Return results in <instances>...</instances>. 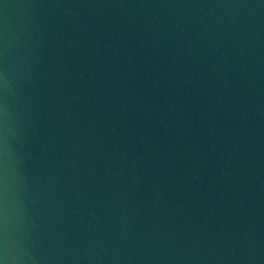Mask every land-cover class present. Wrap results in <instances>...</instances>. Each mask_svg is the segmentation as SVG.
<instances>
[{
	"label": "water",
	"instance_id": "obj_1",
	"mask_svg": "<svg viewBox=\"0 0 264 264\" xmlns=\"http://www.w3.org/2000/svg\"><path fill=\"white\" fill-rule=\"evenodd\" d=\"M0 264H264V0H0Z\"/></svg>",
	"mask_w": 264,
	"mask_h": 264
}]
</instances>
